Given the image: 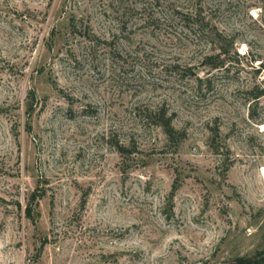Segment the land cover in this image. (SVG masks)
<instances>
[{"label":"rangeland","instance_id":"obj_1","mask_svg":"<svg viewBox=\"0 0 264 264\" xmlns=\"http://www.w3.org/2000/svg\"><path fill=\"white\" fill-rule=\"evenodd\" d=\"M256 251L264 0H0V264Z\"/></svg>","mask_w":264,"mask_h":264},{"label":"trees","instance_id":"obj_2","mask_svg":"<svg viewBox=\"0 0 264 264\" xmlns=\"http://www.w3.org/2000/svg\"><path fill=\"white\" fill-rule=\"evenodd\" d=\"M168 123L165 124V129L167 133H170V129L168 128ZM34 193L30 194V197L28 199L27 206L25 208V215L27 217H31V211L30 207L32 204V201L35 199L34 198ZM234 264H264V252L263 251H256L253 255L250 256H238L235 258Z\"/></svg>","mask_w":264,"mask_h":264}]
</instances>
